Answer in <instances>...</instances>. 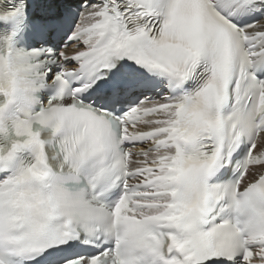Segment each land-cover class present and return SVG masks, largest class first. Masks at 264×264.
<instances>
[{"label": "snow or ice", "instance_id": "snow-or-ice-1", "mask_svg": "<svg viewBox=\"0 0 264 264\" xmlns=\"http://www.w3.org/2000/svg\"><path fill=\"white\" fill-rule=\"evenodd\" d=\"M262 134L264 0H0V264H264Z\"/></svg>", "mask_w": 264, "mask_h": 264}, {"label": "bare ground", "instance_id": "bare-ground-1", "mask_svg": "<svg viewBox=\"0 0 264 264\" xmlns=\"http://www.w3.org/2000/svg\"><path fill=\"white\" fill-rule=\"evenodd\" d=\"M144 130H147V129L145 128ZM262 135H264V134H262Z\"/></svg>", "mask_w": 264, "mask_h": 264}]
</instances>
